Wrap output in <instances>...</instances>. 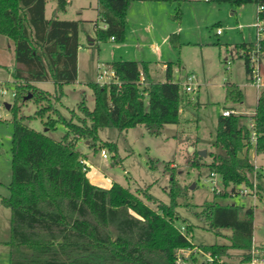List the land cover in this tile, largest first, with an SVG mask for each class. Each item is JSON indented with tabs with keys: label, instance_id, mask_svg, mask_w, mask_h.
<instances>
[{
	"label": "trees",
	"instance_id": "trees-1",
	"mask_svg": "<svg viewBox=\"0 0 264 264\" xmlns=\"http://www.w3.org/2000/svg\"><path fill=\"white\" fill-rule=\"evenodd\" d=\"M57 10L65 11L69 0H57ZM134 0H98L99 21L95 23V47L101 41L125 40L127 11ZM155 2L185 0H150ZM234 6L255 4L264 7V0H209ZM48 0H0V36L13 42L15 68L12 72L15 86L13 113L12 175L9 195L0 198L10 217V264H177L179 249L196 247L188 240L192 227L182 233L177 221L180 216L178 199L184 195L176 182L172 167L170 203L154 197L148 189L143 197L129 188L113 182L109 188L97 186L79 166L83 154L77 150L83 139L95 148L106 147L114 156L117 144L101 142V127H114L120 132L144 125L151 134L160 135L165 125L180 122L181 108L193 104L189 93L173 80V63H168L166 81L155 82L149 76L146 62L113 61L108 63L119 83L101 85L89 82L95 97L91 110L85 100L71 111L66 119L54 105L64 95V85L78 79V55L82 46L81 20L47 18ZM264 17V11L260 13ZM176 18H179L177 15ZM177 35H171L174 47L180 46ZM256 44L236 45V54L245 59ZM264 51V43L261 46ZM250 77L249 61L245 59ZM147 85L139 84L140 72ZM52 81L55 93L36 86L38 82ZM35 100L39 108L35 116L45 120L48 130L62 123L66 132L60 140L30 128L19 114L20 103ZM148 99V109L145 108ZM242 89L226 85V101H243ZM224 110H235L226 107ZM223 110V111H224ZM257 134L256 152L264 153V90L257 99L251 116L235 113L217 120L215 140L208 167L220 175L224 191L214 192V198H228L239 194V187H252L255 165L249 157L252 148V130ZM197 143V140L194 144ZM192 166H202V157L194 151ZM257 194L264 199V175L259 173ZM232 186L231 190L227 188ZM140 192V191H139ZM155 205V207L152 206ZM194 215L208 224V229L220 234L228 228L229 244L198 246L213 257L212 262L200 263V257L191 256L187 264H225L230 251H240L241 263H250L253 255L254 210L244 205L207 201ZM255 258L264 262V245L257 247Z\"/></svg>",
	"mask_w": 264,
	"mask_h": 264
},
{
	"label": "rangeland",
	"instance_id": "rangeland-1",
	"mask_svg": "<svg viewBox=\"0 0 264 264\" xmlns=\"http://www.w3.org/2000/svg\"><path fill=\"white\" fill-rule=\"evenodd\" d=\"M57 0H48L46 16H58L60 19L84 20L80 36L82 47L78 55V79L64 85V95L54 105L66 119L71 111L85 100L92 110L95 97L89 82H97L98 64L107 65L109 61L121 58L133 61H150L154 79L165 77L164 61L180 62L174 67L173 80L181 85L188 77L195 76L190 83L194 91L189 93L193 104L181 108L180 122L163 127L160 135H154L144 125L120 132L114 127H101L98 136L101 142H114L118 147L115 154L106 147L95 148L89 141L81 139L77 150L93 163L94 170L105 177L129 188L134 194L143 197L146 189L157 199L170 203L172 167L176 182L183 188L184 195L178 199V225L192 227L189 233L191 242L196 245L229 244L227 238L232 234L228 228L216 232L208 229V224L194 215L201 211L207 201L244 205L254 210L253 255H259L257 247L264 245V199L233 194L228 198L216 197L211 189L210 172L207 166L212 160L211 153L215 140L216 125L224 108L233 107L237 115L250 116L255 112L259 93L264 90V78L258 88L246 73L245 60L236 54V45L256 41L258 7L255 4L234 6L229 3L210 2L209 0L177 1H138L134 0L127 11V31L122 43L112 40L101 41L95 47L90 40L95 37V23L98 20V0H69L65 11L57 10ZM80 12H84L81 14ZM177 15L179 18H176ZM150 25L154 28V38L144 33L137 37L138 25ZM221 30V34L217 31ZM174 32V34H173ZM177 32V33H176ZM177 35L179 47H174L169 35ZM264 56V54H263ZM264 73V57L261 63ZM15 68L13 42L0 36V198L9 195L12 175V139L13 113L5 104L14 105L15 86L12 72ZM235 84L242 89L244 98L240 103L226 101V85ZM37 87L51 94L55 93L52 81L38 82ZM145 98V108L148 109ZM39 105L35 100L20 103L19 114L24 123L37 131L48 134L54 140H60L66 132V126L58 124L56 129L48 130L45 118L35 116ZM197 140V143L194 142ZM107 152L103 159L101 150ZM198 154L206 151L202 157V166H192L194 151ZM249 157L254 165L264 167V153H257L252 146ZM205 164V165H204ZM218 188L224 191L220 175L216 174ZM232 186L228 187L230 191ZM243 189V187H239ZM140 191V192H139ZM155 207L154 204H152ZM10 210L0 202V264H9ZM231 256L223 259L225 264L241 263L237 256L240 251L231 250ZM247 264V263H245ZM262 264V263H259Z\"/></svg>",
	"mask_w": 264,
	"mask_h": 264
},
{
	"label": "built area",
	"instance_id": "built-area-1",
	"mask_svg": "<svg viewBox=\"0 0 264 264\" xmlns=\"http://www.w3.org/2000/svg\"><path fill=\"white\" fill-rule=\"evenodd\" d=\"M263 11H264V7L259 6L258 7L257 23L255 24L256 48L252 52H248L246 57H245V59H247L249 61V66L251 69L250 79L254 81V83L257 85L258 88H261V86H262L261 81L264 78V73L262 72V67H261L263 54H264V51L261 48L262 44L264 43V17L260 16V13H262ZM217 34L218 35L221 34V30H218ZM97 76H98L97 82L100 83L101 85H110L112 83H119L118 78H117L114 70L109 65L104 66V64H98ZM194 79H195V76L191 75L190 77H188L187 82L182 85V88L185 92L190 93V92L194 91V88H193L192 84L190 83ZM139 84L141 86L147 85L146 76H145V73L143 71L140 72ZM0 93L5 94L6 89L0 88ZM233 113L236 114V112L233 110H224L222 112V114L224 116H229ZM249 126L252 130L250 140L252 142V146L255 147L256 143H257V134L253 130V128H254L253 122L249 123ZM101 155H102L103 159L108 158L107 152L104 149L101 150ZM78 162H79V166L83 172H89V170L92 166L87 161L86 158L82 157L79 159ZM259 173H262L264 175V167L259 168L255 165V172L253 174L252 187L248 188V187L244 186L243 189H239L240 194H242L244 196L251 195L253 197H258V194H257L258 178H257V176ZM215 175H216L215 173H212L210 176L212 178L211 189L213 192H220L222 190L218 188L217 181L215 179ZM180 230L182 233H184V234L186 233V228L184 225L181 226ZM188 240L191 241L190 237L188 238ZM193 254H196L200 257V263L213 261V257L209 253L204 252L201 248L196 246L193 249H179L177 251V264H187L188 261L191 259V256ZM262 262L263 261L258 260L257 258L254 257L253 260L248 264H257V263H262Z\"/></svg>",
	"mask_w": 264,
	"mask_h": 264
},
{
	"label": "crops",
	"instance_id": "crops-1",
	"mask_svg": "<svg viewBox=\"0 0 264 264\" xmlns=\"http://www.w3.org/2000/svg\"><path fill=\"white\" fill-rule=\"evenodd\" d=\"M138 1H150V0H138ZM151 2V1H150ZM152 2H155V1H152ZM81 14H83L84 12H80ZM52 17H58V16H52ZM81 21H84V20H81ZM136 25H138L137 30V37L138 39L140 40L141 36L144 34V33H148L150 34V37L151 38H154V28L150 25H143L141 22L139 23H134ZM102 27H105L104 25L101 24ZM95 29V28H94ZM82 30L88 34L87 30L84 28L83 24H82ZM126 31H127V26H126ZM82 33V31H81ZM81 33H80V36H81ZM177 33V32H176ZM174 34V32H173ZM172 35V33H171ZM171 35H169L168 39H170ZM80 42H81V39H80ZM246 43V42H244ZM252 43V42H250ZM82 47V46H81ZM121 58H119L118 60H112V61H109L107 63H111L113 61H133V60H126L124 58H122V56H120ZM264 57V56H263ZM142 62H146L148 64V67H149V76L152 78L153 81L155 82H165L166 81V70H167V65L168 63H173L174 64V67L177 66V67H181V64L180 62H177L176 64L173 62V61H164L163 62V70L165 72V77L164 78H160V79H154L152 77V74H151V62L150 61H142ZM108 65V64H107ZM174 67H173V73H174ZM235 111V110H234ZM254 114V113H253ZM251 116V115H250ZM89 144V143H87ZM83 154V153H82ZM83 157L87 159V161L91 164L92 167L93 166V163L91 162V160L88 158V156L84 155L83 154ZM87 177L89 178V180L91 181V183L97 185V186H101V187H104V188H109L113 182H116L114 179H110L108 177H105L103 176L102 174L100 173H97L96 174V171L94 170L93 172H88L87 173ZM10 238V237H9ZM9 241V240H8ZM8 244V242H7ZM9 246V245H8ZM9 250H10V247H9ZM9 264H10V251H9ZM237 264H241V263H237ZM242 264H245V263H242ZM248 264V263H247ZM259 264V263H257ZM262 264H264V262H262Z\"/></svg>",
	"mask_w": 264,
	"mask_h": 264
},
{
	"label": "water",
	"instance_id": "water-1",
	"mask_svg": "<svg viewBox=\"0 0 264 264\" xmlns=\"http://www.w3.org/2000/svg\"><path fill=\"white\" fill-rule=\"evenodd\" d=\"M90 42H91L90 44L93 45V41H92V39L90 40ZM30 98H31V95H28L27 97H25V100H29ZM5 107H6V109L9 110V109L11 108V105L6 103V104H5ZM199 155H200V156H206V151H201V152L199 153Z\"/></svg>",
	"mask_w": 264,
	"mask_h": 264
}]
</instances>
